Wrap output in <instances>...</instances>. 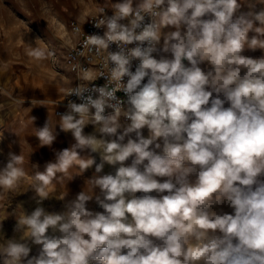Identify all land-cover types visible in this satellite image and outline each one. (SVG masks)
I'll return each instance as SVG.
<instances>
[{
    "label": "clouds",
    "instance_id": "1",
    "mask_svg": "<svg viewBox=\"0 0 264 264\" xmlns=\"http://www.w3.org/2000/svg\"><path fill=\"white\" fill-rule=\"evenodd\" d=\"M258 4L264 0H121L111 4V16L101 6L90 18L95 28H106L103 36L84 34L89 19L72 28L77 40L83 36L69 57L80 83L64 99L74 95L81 102L69 100L65 113H55L56 123L47 118L32 135L50 147L59 126L76 142L57 151L44 171L32 164L30 176L23 155L7 154L0 190L20 195L31 189L37 207L27 214L17 205L19 218L13 210L0 220V264H264V55L242 54L264 51V8L257 11ZM40 43L39 37L30 43L27 55L54 58L55 51ZM112 44L118 51H109ZM81 57L89 65L99 58L98 67L82 66ZM134 60L139 63L132 71ZM99 78L106 83L89 88ZM10 99L25 108L23 97ZM121 117L129 123L122 125ZM30 119L33 125L36 118ZM88 124L99 138L84 134ZM9 128L19 136L18 128ZM84 150L99 153L100 163L82 156ZM105 164L114 174L101 175ZM93 166L95 175L66 211H46L43 202L57 185L65 191L54 198L64 200L67 183ZM25 179L29 186L21 191ZM93 200L103 212L88 209ZM222 204L233 213L212 211ZM9 216L19 239L3 233ZM30 245L39 246L38 255L30 256Z\"/></svg>",
    "mask_w": 264,
    "mask_h": 264
},
{
    "label": "rangeland",
    "instance_id": "2",
    "mask_svg": "<svg viewBox=\"0 0 264 264\" xmlns=\"http://www.w3.org/2000/svg\"><path fill=\"white\" fill-rule=\"evenodd\" d=\"M106 1L103 0H0V68L2 76H10L11 81L17 87V97H21V92L39 90L45 96L38 98L45 101L54 102L61 99L72 82L70 71L65 63L66 49L75 41L70 29V22L73 19L84 22L90 15L96 13L99 6ZM96 6V9L94 7ZM264 8V4H258L256 10ZM245 6L242 11H247ZM169 29H166V31ZM174 30V29H171ZM250 36L252 33L249 34ZM39 37L43 40L39 46H47L56 53L54 58L43 61H36L27 55L29 44H34ZM243 55L251 58H259L264 55V51L259 49L252 51L246 49ZM166 57L164 53H157L156 58ZM205 70L209 69L207 63L201 65ZM215 95V94H214ZM225 107H228L225 104ZM122 125L128 123L120 120ZM199 170V168H197ZM196 175L189 177L194 182ZM261 179H264L262 177ZM55 196L54 193H52ZM59 200L53 198L43 202V207L48 212L61 213ZM9 207V201H5L3 208ZM37 204L35 201L27 207V214H30ZM233 213V209L227 204L215 206L212 211ZM20 214V212H18ZM20 215H16L19 218ZM5 217H2L3 220ZM16 219L8 217L3 221V233L6 238L16 237L19 239L20 233L14 231ZM49 235L52 234L49 229ZM58 235V233H56ZM219 234V233H217ZM30 256L38 255L39 246L30 245Z\"/></svg>",
    "mask_w": 264,
    "mask_h": 264
},
{
    "label": "crops",
    "instance_id": "3",
    "mask_svg": "<svg viewBox=\"0 0 264 264\" xmlns=\"http://www.w3.org/2000/svg\"><path fill=\"white\" fill-rule=\"evenodd\" d=\"M106 2H103L102 4H106L108 6H111L112 3H118L121 2V0H103ZM96 9V6L94 7ZM98 9V8H97ZM97 9L95 11H97ZM163 41H161L162 46ZM166 57L171 56V54H165ZM183 63L188 66V62L185 60ZM1 67V66H0ZM10 76H2V71L0 68V105H3V110H0V121H3L2 124H0V132L3 133V136L0 137V168L4 166V164L7 161V154L11 151L15 154H21L24 157V167L25 170L29 173V176L35 171L31 167L32 164H38L39 165V171H44V166L49 161L55 160V153L57 151H60L64 148H69L71 145H73L76 141L74 137L72 136L71 132H63L60 130L59 126L56 127V140L54 143L49 146L41 147L39 145L38 139L32 135L33 128H40L43 127L47 118L52 123H56L59 119V116H56L54 113V109L52 106L51 101H45L44 99L38 98L40 96H45L41 93L39 90H33L28 92H21V97L25 99V103L23 107L21 108L10 99V96H16L17 97V87L14 84V81L16 78H14V81H11V74ZM70 75L72 77V82L74 81V75L70 72ZM71 82V83H72ZM34 100V104L32 106L31 101ZM35 101H43L45 106H40L39 103H35ZM34 116L36 119L31 124L30 117ZM121 120V118H120ZM9 125H11L14 128L19 129V136L14 135ZM123 128L118 130V133L122 132ZM142 134L145 138L149 136V131L145 127L141 130ZM84 134H95L99 138V133L95 132V126L92 124H88L84 128ZM131 138L135 139V134H130ZM113 139V138H109ZM128 137L125 138V143L127 142ZM161 143V149H156L158 154H162V140L158 141ZM154 147V146H152ZM82 156H92L96 159L97 163H100V155L99 153H91L90 150H84L81 152ZM132 158H129L128 161L125 162V166H128L131 164ZM147 163V162H145ZM198 168V166H197ZM140 170L143 171V166H140ZM75 173L76 170H70ZM95 166L88 169L83 175L76 176L72 181H69L66 185L67 189V196L64 200H59V210L62 212L66 211V205L74 200L77 196V194L83 190L85 187V181L89 179L92 175H95ZM115 168L113 166L105 164V167L103 169V172L101 175L112 173L114 174ZM161 182H163L166 178H157ZM29 186V180L25 179L22 182L21 191L26 190ZM65 191V188L61 185H57L56 190L53 192L55 194L54 197H59L61 194H63ZM97 194H99V188H96L94 190ZM166 194V193H165ZM35 193L31 189H29L26 193L17 195L16 192L13 191H5L0 190V220L2 217L8 216L13 210L16 215L21 214V209L17 208V205H22L23 210L27 211V207L31 205ZM137 196L141 195L140 193L136 194ZM155 195V193H153ZM54 201L57 202L58 199L54 198ZM9 201V207L3 208V204L5 201ZM87 207L89 210L95 212H103V209L100 208L95 201H90L87 204ZM229 208H227L224 212H228ZM20 212V214H18ZM11 217V216H9ZM13 217V216H12Z\"/></svg>",
    "mask_w": 264,
    "mask_h": 264
},
{
    "label": "built area",
    "instance_id": "4",
    "mask_svg": "<svg viewBox=\"0 0 264 264\" xmlns=\"http://www.w3.org/2000/svg\"><path fill=\"white\" fill-rule=\"evenodd\" d=\"M101 6L108 8V9H106V13H107V15L111 16V15L113 14L112 10L110 9L111 6H108V5H106V4H101L99 7H101ZM96 13H97V12H96ZM96 13L90 15V16L87 18V19H89V20H88L87 22H85V23L82 25L83 32H84L85 35L97 34V35H101V36H103L104 32L106 31V28H95V27L93 26V22H92V20H91L90 18L93 17V16H95ZM149 22H150V17H147V16H146V17H145V22H144V23H149ZM82 23H83V22H79L78 20L73 19V20H71V22H70V29L72 30V28H73L74 26H76L77 24H82ZM123 23H127V21H123ZM82 39H83V36H82V35L79 36V40H82ZM79 40H77V39L75 38V41L72 43V45H71L69 48L66 49V53H65V63H66V66L68 67L69 71H70L71 73H73V75H74V81L68 86V88L71 87V86L75 87L77 84L80 83V81H78V80L75 79V77H76V73L72 70V64L75 63V61L69 59L70 56H75V52L72 51V49H73V47H76L77 50H78V43H79ZM135 46H136V44L134 43V44H132V45H128L127 47H128V48H132V47H135ZM109 51H113V52L118 51V48H117L116 44H112V45H110ZM156 55H157V53H154V54H153V56H154L155 58H156ZM79 59H80V63H81L82 66H84V67H90V66H91V67H98V63H97V61H98L99 58H94V59H93V63H92V65H89V64L87 63V61L85 60V58H83V57H81V58H79ZM132 63H133L132 71H134V70H135V67L138 65L139 61H138V60H134ZM126 79H127V78H125V80H126ZM146 82H147V78H145V81H144L143 83H146ZM105 83H106V81H105L104 78H99V79H97V80L94 81V82H90V83L88 84V86H89V88H91V87H93V86H97V87H99V86H103ZM68 88H67V89H68ZM67 89H66V90H67ZM65 93H66V91H65ZM65 93H64V95H63V97H62L61 99H58V100H55L54 102H51V103H52V106H53V109H54V113H57V114H63V113H65V112L67 111V104H68L69 100H71V101H73V102H76V103H80V102H81V101H80L76 96H74V95H73V96H69V97H67V98L64 99V97H65ZM86 95H87V94H86ZM92 95H93V98L98 97V93H93ZM116 96H117L119 99H121V100H126V96H125V94H124L123 92H117V93H116ZM111 112H112V109H106V114H110ZM57 116H58V115H57ZM121 120H122L123 122H125V123H129V121L126 120L124 117H121Z\"/></svg>",
    "mask_w": 264,
    "mask_h": 264
}]
</instances>
